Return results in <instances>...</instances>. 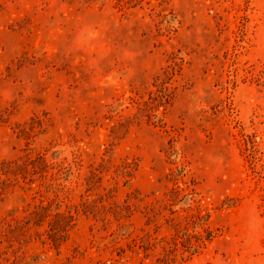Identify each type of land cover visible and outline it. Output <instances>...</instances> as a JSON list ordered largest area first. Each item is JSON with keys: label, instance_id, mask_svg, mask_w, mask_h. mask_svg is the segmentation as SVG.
I'll use <instances>...</instances> for the list:
<instances>
[{"label": "rangeland", "instance_id": "rangeland-1", "mask_svg": "<svg viewBox=\"0 0 264 264\" xmlns=\"http://www.w3.org/2000/svg\"><path fill=\"white\" fill-rule=\"evenodd\" d=\"M0 264H264V0H0Z\"/></svg>", "mask_w": 264, "mask_h": 264}]
</instances>
